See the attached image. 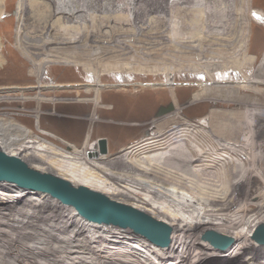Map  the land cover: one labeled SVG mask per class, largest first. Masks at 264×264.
I'll use <instances>...</instances> for the list:
<instances>
[{
    "label": "rangeland",
    "instance_id": "374dc122",
    "mask_svg": "<svg viewBox=\"0 0 264 264\" xmlns=\"http://www.w3.org/2000/svg\"><path fill=\"white\" fill-rule=\"evenodd\" d=\"M58 1L77 9H74L75 14L81 18L80 22L84 21L85 30L80 33L79 30L75 31L76 26L71 21L69 23L73 24V31L66 28L68 23L61 21L50 25V20L55 22L59 18L58 13L51 12L52 5L55 6ZM114 1L1 0L0 118L7 117L28 126V130L31 128L35 135H42L46 141L55 142L53 144L61 148L69 143L84 149L85 142L88 143L86 148H89V144L96 142L97 145V141L103 138L106 141V152L110 141L108 153L111 157H115L122 148L132 147L142 141L153 131L163 134L174 129H187L190 124L197 126L196 130L200 131L198 145L203 151L209 147L214 151L217 141L237 144L249 140L253 133L251 143L258 146L262 141V157L258 164L263 170L264 89L257 83L249 85L246 82L249 78L252 81L263 80L259 73L264 63V0H172L168 4L167 0H150L153 10L148 6V0L142 7H138L135 1L129 5H125L124 0ZM128 6L132 11L123 8ZM211 63L222 67L212 73L214 80L203 71L192 72L194 68L204 69ZM166 70L169 73L168 84L164 83ZM97 75L103 85L99 90L103 102L95 105L88 100L95 98V91H85L84 85L94 84ZM173 79L175 81L171 82ZM39 82L43 83L42 86L53 83L68 86L39 89ZM171 83H175L174 86ZM132 85H135V89H132ZM217 85L232 86V90L211 88ZM165 86L183 88L171 92ZM202 87L211 89L203 91L200 90ZM149 88L154 89L148 91ZM198 92L204 95L200 97L204 98L203 101L190 105L188 96ZM168 103L175 106L176 112L169 117L154 120L158 107ZM177 104L180 106L178 110ZM259 108L262 110L261 115L254 114L256 117L247 128L244 111ZM38 110L42 117L40 123L38 117H34ZM111 110L113 112L107 113ZM180 110L183 112L177 113ZM89 117H95L96 123L90 122ZM90 124H94V128ZM112 124L120 129L116 131L114 127L111 128ZM40 128L53 132L55 138L41 134L43 130ZM118 137L122 139V146L115 143ZM189 139L188 136L182 140L179 136L177 138L179 143L186 146ZM261 178L253 176L250 180L249 211H256V203L262 198L264 179ZM6 183L17 186L0 181L4 190H13ZM25 190L29 193L41 192ZM26 195L16 194V201L12 199L10 207L8 196L4 197V200L1 199L7 205L4 209L9 211ZM36 196L27 198L29 205L35 202L30 206H36L42 200V197ZM73 209H70V215L68 211L64 214L71 216L70 221L74 223L79 214ZM58 213L54 217H51L53 214L45 217L44 213H40L35 216L37 219L33 217L32 220L45 228L44 232L57 230L55 224L61 217ZM53 219L55 224L51 222ZM2 223L0 221V228L4 226ZM65 226H69L67 229L70 231L74 229L71 223ZM0 234L2 238L10 240L6 233ZM73 234L78 236V230ZM99 235L104 239L103 235ZM258 235L264 236L261 230L255 229L251 238L255 240L256 246H247L240 255L254 258L264 256V250L261 249L264 243H259ZM31 238L37 237L32 235ZM231 239V246L217 250L223 254L227 252L234 244L235 239ZM107 242L111 244L110 247L119 244L121 240L109 238ZM110 250L114 251L112 248ZM97 257L94 261L100 264L99 259L104 256ZM220 258H212L201 264L228 262ZM3 262L0 260V264H7L8 260Z\"/></svg>",
    "mask_w": 264,
    "mask_h": 264
},
{
    "label": "bare ground",
    "instance_id": "6f19581e",
    "mask_svg": "<svg viewBox=\"0 0 264 264\" xmlns=\"http://www.w3.org/2000/svg\"><path fill=\"white\" fill-rule=\"evenodd\" d=\"M115 1L121 2V0ZM134 1L138 7H142L146 2V0H124L123 2L125 5H129ZM149 1L148 6L152 9L151 1ZM169 1L172 2V0H167L166 4ZM69 5L56 2L55 6L52 5L51 12L58 13L59 18L55 22L46 18L50 20L51 26L61 21L68 23L66 28L69 30L76 26L75 31L79 30L80 33L85 30L86 25L84 21L80 22L81 18L75 14V8L69 7ZM128 7L123 8H127L126 10L129 12L132 11L133 5ZM163 8L161 7V9ZM98 17L100 16L98 15ZM70 21L74 26L69 23ZM48 22L47 24H49ZM0 48L2 50L1 43ZM1 58L0 52V68H2ZM203 68H194L192 72L203 71L211 78L212 73L222 67L211 63ZM261 71L263 74L264 67H261ZM261 73L259 75H262ZM168 74L167 72L164 82L166 84L170 83ZM211 80L214 78L212 77ZM174 81L175 79L171 82ZM100 82V77L97 75L94 78V84L85 83L84 85L85 91H95V98L88 99L95 105L103 102L102 96H99V90L103 86ZM260 82L264 83L261 79L252 81V78H249L246 84ZM42 84L39 82L37 88L56 89L61 85L53 83L42 86ZM171 84L174 86L175 83ZM134 86L132 85V89H135ZM165 87L172 90L171 92L183 88L182 86ZM211 88L232 90V86L227 85H217ZM211 88L202 87L199 89L205 91ZM24 89L19 88V90ZM153 89L149 88L148 91H153ZM143 91L145 90H140V92ZM200 93L188 96L190 105L203 101L204 98L200 97L204 95ZM35 99L40 102L38 97ZM41 100L50 101L47 98ZM89 101L86 102L89 103ZM114 103L117 105L115 101ZM176 106H178V110L179 104ZM262 108L264 109V107ZM113 110L107 111V113L113 112ZM181 111L183 112L180 110L177 113ZM174 112H176L175 106L172 111L159 117L155 116L154 120L169 117ZM245 112L247 118L244 121L248 128L251 120L256 117L254 114L258 113L259 115L262 110L261 108L248 109ZM38 113H40L39 110L35 111L34 117L35 119L38 117L37 120L40 123L42 117ZM95 117L88 119L90 122H95ZM112 125H110L111 128L114 127L113 129L116 131L120 129L114 124ZM90 126L94 128V124H90ZM27 127L7 117L0 118V151L19 158L32 169L65 178L74 186L84 185L114 201L129 205L166 223L169 226V242L167 246H160L129 227L115 226L112 223H97V226L95 222L88 221L80 214L76 215L78 219H75L73 223L70 221L71 216L64 214L73 209L72 206L60 202L49 193H29L25 188L20 189L18 185L6 183L13 190H4L0 186V218L2 217L0 221H3L2 224H4L0 228V233H6L10 237L8 240L2 238L0 234V260L2 262L8 260L7 264H11V261L13 264H99L94 259L96 260L97 256H104L99 259L100 264H201L212 258L219 260L220 257H222L220 259L228 261L225 262L226 264H264V256H255L254 258L240 255L247 246H256L255 240L251 238L253 231L264 228V216H262L264 191L261 192V200L256 203V211H249L251 206L250 200H248L250 198L248 191L251 189L250 180L253 176L264 179V169L261 170L258 164L262 157V141L258 146L255 145L256 143H251L250 140L253 138L251 134L253 133L250 134L249 140H242L237 144L217 141L214 151L212 147L203 151L198 145L200 131L196 130L197 126L190 124L187 129H174V131L170 130L163 134L153 131L146 135L142 141L133 144L132 147L122 148L115 157H111L108 153L110 141L107 143L106 153L100 152L98 141L97 145L96 142L89 144V148H86L88 143L85 142L84 149H79L77 145L69 143L61 148L54 145L55 142L53 144L46 141L44 136L35 135L33 130L31 128L28 130ZM41 130H43L41 134L54 137L53 132ZM178 136L181 137V140L184 136L190 137L191 140H187L186 146L178 142ZM115 143L122 146V139L118 137ZM175 143L177 145H174ZM225 158L228 162L225 161ZM246 162L247 164H245ZM215 168H217L216 173L214 172ZM16 194L27 195L20 203L6 211L4 208L7 205L3 204L1 199L4 200L3 198L8 196L10 207L12 199L16 201L14 198ZM34 195H37L38 198L42 197V200L38 201L36 206H30L35 202L29 205L27 198H32ZM21 202L25 204L22 205ZM56 210L61 213L59 212V214ZM73 211L77 212L75 209ZM40 213H44L45 217H50L49 214H53L51 217L57 213L59 216L61 215L56 224L55 219L51 220L52 224L57 225V230L49 229L44 232L45 228L36 225L32 219L33 217L34 220L37 219L35 216ZM68 214L70 215L71 212ZM66 217L68 221H66ZM87 221L88 223H86ZM67 223L74 226L72 231L67 229L69 226H65ZM76 230L79 235L75 237L73 233ZM206 231L229 235L235 239L234 244L223 254L218 251L221 249L202 239L201 235ZM99 234L103 235L104 239ZM32 235L37 238L32 239ZM109 238L121 240V242L108 247L111 245L107 242ZM123 239L125 240L122 242ZM110 248L114 251L112 252ZM261 249L264 250V247Z\"/></svg>",
    "mask_w": 264,
    "mask_h": 264
},
{
    "label": "water",
    "instance_id": "95a60500",
    "mask_svg": "<svg viewBox=\"0 0 264 264\" xmlns=\"http://www.w3.org/2000/svg\"><path fill=\"white\" fill-rule=\"evenodd\" d=\"M172 110V103L159 106L155 116H162ZM98 144L100 152L106 153L105 139H99ZM0 181L49 193L62 203L75 208L78 214L90 222L129 227L160 246H167L169 242V226L166 223L84 185L74 186L67 179L32 169L19 158L2 151H0ZM261 231L264 235V228ZM202 239L221 250L232 242L231 238L215 231H206ZM258 241L264 243V236H259Z\"/></svg>",
    "mask_w": 264,
    "mask_h": 264
},
{
    "label": "built area",
    "instance_id": "2783aa9c",
    "mask_svg": "<svg viewBox=\"0 0 264 264\" xmlns=\"http://www.w3.org/2000/svg\"><path fill=\"white\" fill-rule=\"evenodd\" d=\"M262 66L264 67V63H262ZM262 66H261V67H262ZM262 79H263L262 82H264V73L262 74ZM258 84H259L260 86H262L263 89H264V83H261V82H260V83H258ZM260 114H261V113H260ZM249 119H250V118H249Z\"/></svg>",
    "mask_w": 264,
    "mask_h": 264
},
{
    "label": "crops",
    "instance_id": "0c3cea01",
    "mask_svg": "<svg viewBox=\"0 0 264 264\" xmlns=\"http://www.w3.org/2000/svg\"><path fill=\"white\" fill-rule=\"evenodd\" d=\"M64 86H68V85H59L58 88H59V87H64ZM72 86H73V85H72Z\"/></svg>",
    "mask_w": 264,
    "mask_h": 264
}]
</instances>
